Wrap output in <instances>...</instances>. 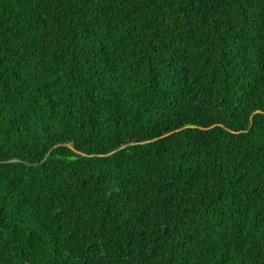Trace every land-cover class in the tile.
<instances>
[{"label":"trees","instance_id":"trees-1","mask_svg":"<svg viewBox=\"0 0 264 264\" xmlns=\"http://www.w3.org/2000/svg\"><path fill=\"white\" fill-rule=\"evenodd\" d=\"M0 264H264V0H0Z\"/></svg>","mask_w":264,"mask_h":264}]
</instances>
